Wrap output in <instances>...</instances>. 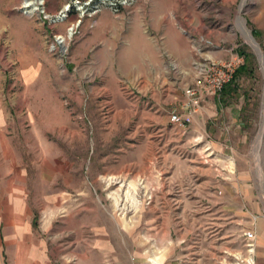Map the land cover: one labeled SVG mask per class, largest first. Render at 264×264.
Instances as JSON below:
<instances>
[{"label": "rangeland", "instance_id": "rangeland-1", "mask_svg": "<svg viewBox=\"0 0 264 264\" xmlns=\"http://www.w3.org/2000/svg\"><path fill=\"white\" fill-rule=\"evenodd\" d=\"M259 53L264 0H0V111L26 175L0 264H77L88 240L83 264H264ZM210 61L249 72L228 106L189 111Z\"/></svg>", "mask_w": 264, "mask_h": 264}, {"label": "crops", "instance_id": "crops-1", "mask_svg": "<svg viewBox=\"0 0 264 264\" xmlns=\"http://www.w3.org/2000/svg\"><path fill=\"white\" fill-rule=\"evenodd\" d=\"M146 59V58H145ZM151 64V69L156 71V66L154 62H148ZM146 65V64H144ZM147 66V65H146ZM147 68V67H145ZM148 69V68H147ZM146 69V70H147ZM7 116L0 111V228L7 226H14L16 217H15V176H26L25 171L22 167L16 169V159L14 158V148L11 141L7 135V129L5 121ZM19 219V217H18ZM79 241V240H78ZM82 241V240H81ZM91 241L90 249L86 248L84 252L82 247H79L77 242V247L72 253V258L74 261L81 262L90 261L95 255V246L93 240ZM87 243V245L89 246ZM100 257H102V263L104 264L105 254L98 252ZM94 259V258H93Z\"/></svg>", "mask_w": 264, "mask_h": 264}, {"label": "built area", "instance_id": "built-area-1", "mask_svg": "<svg viewBox=\"0 0 264 264\" xmlns=\"http://www.w3.org/2000/svg\"><path fill=\"white\" fill-rule=\"evenodd\" d=\"M236 71L234 63L210 61L200 67V77L195 87L186 89V104L189 111H196L204 95H217L229 83ZM170 122L175 125H184V119L176 112L170 114ZM252 237V236H250Z\"/></svg>", "mask_w": 264, "mask_h": 264}, {"label": "trees", "instance_id": "trees-1", "mask_svg": "<svg viewBox=\"0 0 264 264\" xmlns=\"http://www.w3.org/2000/svg\"><path fill=\"white\" fill-rule=\"evenodd\" d=\"M248 72L249 66L246 61L245 64H243L236 70L232 80L225 85L220 95L216 98V102L220 105L228 106L230 104V101L235 98V95L238 91L237 80Z\"/></svg>", "mask_w": 264, "mask_h": 264}, {"label": "bare ground", "instance_id": "bare-ground-1", "mask_svg": "<svg viewBox=\"0 0 264 264\" xmlns=\"http://www.w3.org/2000/svg\"><path fill=\"white\" fill-rule=\"evenodd\" d=\"M242 27V26H241ZM243 29V28H242ZM246 30V29H245ZM244 31V30H243ZM246 36H247V38L249 39V42L257 49V47H256V44H255V42L253 41V39H252V37L246 32ZM259 55H260V57H261V60H262V62H263V65H264V61H263V58H262V56H261V54L259 53Z\"/></svg>", "mask_w": 264, "mask_h": 264}]
</instances>
